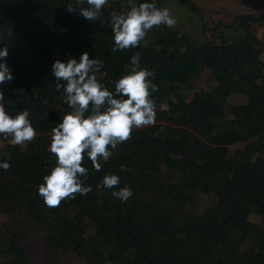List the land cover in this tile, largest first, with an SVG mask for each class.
Returning a JSON list of instances; mask_svg holds the SVG:
<instances>
[{
  "label": "trees",
  "instance_id": "trees-1",
  "mask_svg": "<svg viewBox=\"0 0 264 264\" xmlns=\"http://www.w3.org/2000/svg\"><path fill=\"white\" fill-rule=\"evenodd\" d=\"M178 1L202 17L191 0ZM137 2L161 8L163 0ZM75 3L0 0V50L9 51L0 63L14 77L0 85L5 108L13 116L28 110L37 131L25 147L0 136V162L10 164L0 168V214L10 218L0 227V264H50L29 252L34 234L49 256L73 253L82 264H264V224L252 219L264 218V38L253 31L264 26V3L257 14L233 12L212 27L202 19L203 40L161 25L148 32L146 46L116 52L110 13L126 11L122 5L108 0L103 18L88 21L66 10ZM85 51L103 61L98 80L113 92L141 53L158 86L156 123L134 128L99 160L100 171L85 154V186L93 190L49 208L38 188L56 166L52 129L71 111L52 65ZM205 69L214 85L190 97L191 81ZM233 94L247 100L228 105ZM108 174L120 177L118 187L103 186ZM124 187L133 191L127 201L112 195ZM200 192L216 196L203 211Z\"/></svg>",
  "mask_w": 264,
  "mask_h": 264
},
{
  "label": "clouds",
  "instance_id": "clouds-1",
  "mask_svg": "<svg viewBox=\"0 0 264 264\" xmlns=\"http://www.w3.org/2000/svg\"><path fill=\"white\" fill-rule=\"evenodd\" d=\"M107 4L108 0H76L75 5H68L66 10L88 21H97L103 18ZM127 5V11L110 13L115 42L113 52L138 48L142 42L146 46V35L154 27L166 25L172 28L177 23L168 8H159L155 3L127 0ZM8 56L7 47L0 50V61ZM103 67V61L91 59L87 51L79 60L71 57L67 62L56 59L52 65L56 90L63 91L64 102L71 111L52 129L48 151L57 157L56 166L43 177L44 182L38 188L49 208L59 207L62 201L75 199L77 194L87 195L93 190L90 185L85 186L88 177V169L82 166L85 154L95 170L100 171L99 160L107 161L118 144L131 138L134 128L156 123V101L152 94L158 91V86L151 79L154 71L141 66V53L136 52L131 63L124 66L126 74L115 81L114 92L98 80ZM13 79L7 63H0V85ZM5 103V93L0 88V136L4 140L10 139L14 146L25 147L37 137L31 114L24 110L13 116L6 111ZM5 157L10 159L7 154ZM0 168L8 170L10 164L0 162ZM119 184L118 175L108 174L103 178L106 188L112 189ZM112 195L127 201L133 191L124 187L113 191Z\"/></svg>",
  "mask_w": 264,
  "mask_h": 264
},
{
  "label": "rangeland",
  "instance_id": "rangeland-1",
  "mask_svg": "<svg viewBox=\"0 0 264 264\" xmlns=\"http://www.w3.org/2000/svg\"><path fill=\"white\" fill-rule=\"evenodd\" d=\"M195 5L201 8V15L198 11H195L186 3H182L178 0H163L161 8H168L173 16L176 18L177 23L173 29L178 30L180 33H188L195 36L199 40L209 36L203 22H206L209 27L214 26L216 21L225 20L229 21L230 13L233 12H249L258 13L264 0H191ZM114 5H122L124 10H129L127 0H113ZM3 12V8L0 7V13ZM203 19V22H202ZM253 31L261 38H264V26L256 25ZM233 34V33H232ZM235 35H241L240 31H237ZM198 40V41H199ZM264 59V55H263ZM193 88L189 92L191 97L196 91L209 90L214 85L210 82V70L205 69L202 74L191 81ZM169 99H173L172 96H167ZM247 97L241 94H233L228 101L230 104H238L245 102ZM242 146V144H237ZM199 199L198 210L203 211L205 208L210 207L216 200V196L213 193L200 192L197 194ZM9 216L0 214V227L2 224L9 221ZM256 222L264 224V218L258 215L252 217ZM29 252L34 257H42V260L48 261L50 264H82L80 260L73 254H50L45 250V246L42 243V239L38 235L34 234L33 237L26 243ZM49 256V257H48ZM1 259V258H0Z\"/></svg>",
  "mask_w": 264,
  "mask_h": 264
}]
</instances>
